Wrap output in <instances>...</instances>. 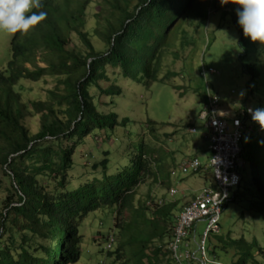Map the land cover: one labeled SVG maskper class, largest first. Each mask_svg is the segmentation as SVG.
Here are the masks:
<instances>
[{
	"label": "trees",
	"instance_id": "obj_1",
	"mask_svg": "<svg viewBox=\"0 0 264 264\" xmlns=\"http://www.w3.org/2000/svg\"><path fill=\"white\" fill-rule=\"evenodd\" d=\"M42 3L46 19L27 35H12L10 59L0 71V173L9 181L0 208V264H74L81 255V223L101 209L110 210L118 230L117 241L115 235L105 238V246L110 238L113 242L105 250L108 261L101 264H175L167 245L177 202L158 206L159 199L152 194L145 200L137 198V190L148 179L163 184L161 168L154 171L161 162V149L146 141V133L158 140L154 123L149 122L148 131L140 130L137 143L128 146L127 166L118 169L114 165L110 174L109 152L102 151L100 161L84 163L83 170L93 171L94 177L90 181L83 178L84 183L78 177L79 185L71 188L73 156L81 139L92 132L128 124V118L118 121L115 112L103 110L112 105L107 102L110 96L122 94L121 85L131 82L147 89L168 77L159 78V72L173 30L205 18V6L233 16L237 6L229 3L225 8L219 0ZM91 9L93 28L87 27L86 20ZM94 39L100 40L103 49L95 48ZM250 49L264 56V46L254 43ZM255 59L245 70L252 80L264 75V61L255 63ZM107 68L114 78L103 86L100 81H109ZM46 77L54 79V86L44 99L24 102L22 86ZM242 115L251 117L246 109ZM27 118L36 124H28ZM261 136L247 146L244 137L241 140L240 181L222 206L224 211L229 202L239 204L238 220L264 221V131ZM248 235H237L235 230L219 234L209 249L211 259L224 264L222 258L231 253V264H264V241L261 244L253 234Z\"/></svg>",
	"mask_w": 264,
	"mask_h": 264
},
{
	"label": "rangeland",
	"instance_id": "obj_2",
	"mask_svg": "<svg viewBox=\"0 0 264 264\" xmlns=\"http://www.w3.org/2000/svg\"><path fill=\"white\" fill-rule=\"evenodd\" d=\"M219 8V7H218ZM203 12L206 17L196 19L189 23H182L177 29L173 30L170 40L163 55L159 78L168 74L162 82L144 88L141 85L125 82L121 95L110 96L107 102H112L109 109L118 116V121L128 118L129 122L124 127L116 126L113 131L96 130L89 136L81 139L80 144L74 152V165L70 171L73 180L71 188L79 185V178L90 181L94 177V172L84 171V163H94L102 159L101 152L108 151L110 160L108 172L112 174L113 167L119 169V165L127 166L128 146L136 144L140 130L148 131L147 124L154 123L157 128V138H151L146 133L147 140L160 155V165L154 166V171L161 168L163 176L159 177L163 184L152 182L148 179L137 190V198L145 200L148 194L154 198L167 197V191L172 187L178 194L172 199L177 202V207L173 211V218L179 215L181 206L189 199L196 196L204 188L206 174L200 172H177L175 177L169 176V171L178 166L184 159L196 157L204 167L209 160V137L205 128V120L200 118V113L209 98L219 99L218 108L222 115H229L226 121L229 129H232L231 119L240 115V120L246 129L243 132V144L247 146L251 139L258 141L262 130L259 125L251 120V117L242 115L243 110L249 108L264 107V75L252 80L251 75L246 70V65L252 63L254 56L255 63L258 60L264 61V56L251 52L249 39L242 34V29L237 24V16L230 13H223V10L215 11L213 7H204ZM93 9L87 13V27L93 28L92 18ZM193 23V24H190ZM12 35L0 33V71L4 70L10 59V41ZM74 44H79L77 38H72ZM189 42L190 45L187 44ZM96 49H103L100 40H92ZM258 65V64H257ZM38 66L44 67L43 63ZM26 68H30L28 65ZM214 72H208L209 69ZM109 81L100 84L107 86L113 80L112 70L107 68ZM262 83V84H261ZM53 78H43L37 84H25L23 87L22 100L24 102L43 100L47 90L53 88ZM146 89V90H145ZM253 90L251 93L250 91ZM218 110V111H220ZM228 114H227V113ZM220 113V117L222 116ZM223 118V117H221ZM27 123L34 125L35 120L27 118ZM164 125V126H162ZM194 130L191 132L190 130ZM32 131L35 128L32 127ZM169 135H172V137ZM246 137V138H245ZM252 141V142H253ZM137 146V145H136ZM85 155L86 158H85ZM157 155V154H156ZM246 167L249 166V154L246 153ZM255 163H258L256 156ZM156 168V169H155ZM171 171V172H172ZM242 173V172H241ZM3 189L0 192V208L2 199L6 196V189L9 186L7 178L1 177ZM81 182L84 183V180ZM212 181V180H211ZM213 183V182H212ZM239 204L229 202L222 211L219 221V234L235 230L237 235L243 234L248 237V233L253 234L259 243L264 241V221L238 220L240 215ZM247 222L251 223L248 226ZM195 242L199 243L205 231L206 222L199 221L195 224ZM81 239V255L74 264H101L108 261L105 252L108 236L115 235L118 240L116 230L113 226L112 213L109 209H101L88 214L82 221L79 228ZM219 234H210L206 240L207 258L210 260V247L217 243ZM193 233L188 237L189 251L195 253V259H201V253L194 243ZM118 244V243H117ZM262 244V243H261ZM197 250V251H196ZM224 264H231L232 254L223 258ZM194 264H198L194 261ZM210 264V263H209Z\"/></svg>",
	"mask_w": 264,
	"mask_h": 264
},
{
	"label": "built area",
	"instance_id": "obj_3",
	"mask_svg": "<svg viewBox=\"0 0 264 264\" xmlns=\"http://www.w3.org/2000/svg\"><path fill=\"white\" fill-rule=\"evenodd\" d=\"M225 8L229 4L223 5ZM208 72H214L209 69ZM219 99L217 97L209 98L200 118L205 120L207 137H209L208 150L210 158L206 169L211 171L214 187L205 186L199 194L185 203L179 215L175 217L174 227L171 234V240L168 243L167 250L175 264H193L197 261L199 264H220L207 258L206 239L210 234L220 232V216L222 206L227 201L230 191L236 187L240 181L238 173L242 165L240 161L241 140L243 139L242 129L245 126L237 116L232 120V129H229L226 121L220 117L218 112ZM194 132V130H190ZM200 163L197 159L183 160L178 171L181 174L186 172H197L200 169ZM174 175V173H172ZM178 194L175 188L168 190V197L174 198ZM167 200L159 199L158 206L167 203ZM199 221H205L206 227L202 239L199 243L195 242V224ZM193 233V241L197 245V250L201 253V259L196 260L195 253L189 251L188 237ZM113 240L110 238L107 248H110ZM196 250V251H197Z\"/></svg>",
	"mask_w": 264,
	"mask_h": 264
},
{
	"label": "clouds",
	"instance_id": "obj_4",
	"mask_svg": "<svg viewBox=\"0 0 264 264\" xmlns=\"http://www.w3.org/2000/svg\"><path fill=\"white\" fill-rule=\"evenodd\" d=\"M219 3L221 6L229 3L236 5L237 24L242 29L243 36L252 43H258L260 46H264V0H219ZM41 9H43L42 0H0V33H6L8 35L20 34L21 36L27 35L33 28L46 19L47 13ZM248 112L251 120L258 124L259 128L264 131V107L249 108ZM188 159L197 158L189 157L184 160ZM178 166L171 172L170 175L172 177H175L176 173L179 172ZM200 166L199 170L203 172L210 171L206 169L207 166L203 167L201 164ZM182 196L184 200H187L185 194H182ZM155 199L167 200V203H169L173 198L168 197L167 191V197ZM187 202H184V204ZM108 249L110 248L105 246V250Z\"/></svg>",
	"mask_w": 264,
	"mask_h": 264
},
{
	"label": "crops",
	"instance_id": "obj_5",
	"mask_svg": "<svg viewBox=\"0 0 264 264\" xmlns=\"http://www.w3.org/2000/svg\"><path fill=\"white\" fill-rule=\"evenodd\" d=\"M218 110H220L219 108H218ZM220 114H221V110L220 111H218ZM227 113V112H226ZM228 114V113H227ZM222 115V114H221ZM221 117H223V118H227V117H229V118H231V116H229V115H222ZM233 118H235V117H232V119ZM209 152V151H208ZM208 156H209V158H210V153L208 154ZM194 158H196V157H194ZM199 161V160H198ZM207 164H208V162H207ZM207 164L205 165V166H207ZM204 173L206 174V176H205V181L207 182L206 184H205V186H210L211 185V174H210V171H204ZM191 198H189V199H187L186 201H189Z\"/></svg>",
	"mask_w": 264,
	"mask_h": 264
},
{
	"label": "bare ground",
	"instance_id": "obj_6",
	"mask_svg": "<svg viewBox=\"0 0 264 264\" xmlns=\"http://www.w3.org/2000/svg\"><path fill=\"white\" fill-rule=\"evenodd\" d=\"M223 119L226 121V119H225V118H223ZM226 123H227V121H226ZM231 124H233V123H232V120H231Z\"/></svg>",
	"mask_w": 264,
	"mask_h": 264
}]
</instances>
